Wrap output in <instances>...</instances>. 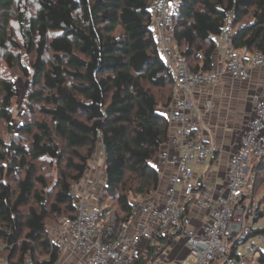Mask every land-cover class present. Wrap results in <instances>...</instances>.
<instances>
[{
	"label": "trees",
	"instance_id": "trees-1",
	"mask_svg": "<svg viewBox=\"0 0 264 264\" xmlns=\"http://www.w3.org/2000/svg\"><path fill=\"white\" fill-rule=\"evenodd\" d=\"M152 3L0 0V63L9 73L0 75V257L9 249V264L59 262L50 227L76 214L73 191L98 139L107 176L100 203L117 215L114 236L131 219L133 200L160 190L155 161L169 138L164 109L176 77L153 36ZM174 24L195 72L214 69L228 30L238 50L264 53V0H178ZM18 75L30 86L13 135ZM248 185L264 202V155L251 162ZM175 236L158 237L161 247L141 264H153Z\"/></svg>",
	"mask_w": 264,
	"mask_h": 264
},
{
	"label": "built area",
	"instance_id": "built-area-1",
	"mask_svg": "<svg viewBox=\"0 0 264 264\" xmlns=\"http://www.w3.org/2000/svg\"><path fill=\"white\" fill-rule=\"evenodd\" d=\"M175 8L172 0H153L150 7L154 39L176 77L175 98L166 112L171 126L167 142L175 148L174 154L163 156V163L170 167L167 184L147 197L134 199L131 219L114 236L117 215L100 203L107 176L97 190H91L89 174L97 154L105 158V147L98 139L87 176L73 191L76 214L50 227L61 255L68 251L79 258L76 264H141L161 247L158 237L172 233L176 236L168 247L182 242L186 251L180 248L183 251L176 252L172 262L159 263L189 264L186 261L192 256L191 264H253L252 257L264 252V222L260 221L264 202L248 185L251 162L264 155V76L259 81L261 91L255 98L253 115L241 129L240 139L235 138L237 145L220 149L228 161L226 169L218 173L222 181L215 185L198 181L195 169V165H207L210 154L218 148L199 131L200 114L194 97L201 86L214 84L215 77L247 80L253 68L264 71V53L238 50L231 40L233 31L228 30L218 45L228 49L222 68L192 71L174 39ZM206 105L210 108L212 101ZM165 257L161 254L157 260ZM23 264L34 262L27 258Z\"/></svg>",
	"mask_w": 264,
	"mask_h": 264
},
{
	"label": "crops",
	"instance_id": "crops-1",
	"mask_svg": "<svg viewBox=\"0 0 264 264\" xmlns=\"http://www.w3.org/2000/svg\"><path fill=\"white\" fill-rule=\"evenodd\" d=\"M172 1L176 4L178 0ZM220 43H223L222 37L219 39L218 45ZM227 51L228 49L224 44L218 48V53L215 54L214 70L222 68L227 58ZM244 55L243 52L242 56ZM245 63L249 66L251 61L247 58ZM263 76L264 71L259 67L252 69L250 78L247 80H235L230 76L223 75L215 77L214 84L201 86L195 93L194 97L200 114L199 131L208 142L218 148L216 153L210 154L207 165H195L198 181H204L212 185L222 181L220 176L218 177V173L226 169L228 156L220 149H230L237 145L235 144V138L240 139L241 129L253 115L255 98L259 96L261 91L259 81ZM208 100L212 101L210 108L206 105ZM170 109L167 107L164 112H168ZM174 153L175 148L166 142L159 155L160 159L157 158L155 161L156 166L162 173L160 190L165 188L167 175L170 172V167L163 163V156ZM101 158L100 162L99 159L96 160L95 164L99 163L90 174L92 191L97 190L100 183L103 184L104 179H106V162L104 157ZM100 164L103 166H100ZM78 260V257L64 251L57 264H76Z\"/></svg>",
	"mask_w": 264,
	"mask_h": 264
},
{
	"label": "rangeland",
	"instance_id": "rangeland-1",
	"mask_svg": "<svg viewBox=\"0 0 264 264\" xmlns=\"http://www.w3.org/2000/svg\"><path fill=\"white\" fill-rule=\"evenodd\" d=\"M15 26H16V24H15ZM178 48V47H177ZM7 75V74H9L8 73V71L7 70H5V66L2 64V63H0V75ZM15 84H16V89H17V98H16V104H15V117H14V120H13V123H14V127H13V135H14V133L17 131V129H18V126H19V124H20V117H21V112L23 111V109H24V98H25V95L27 94V92H28V89H29V86H30V82H29V80L27 79V78H23V76H21V75H18V76H16L15 77ZM169 88L170 87H167L166 88V95H169V93H170V90H169ZM163 93H164V91H163ZM163 93H161L162 94V96H163ZM12 134H10V135H12ZM102 153V152H101ZM101 157H103V154H97V160L99 159V162L101 161ZM98 162V163H99ZM98 163H96V164H94L93 165V168H96V165L98 164ZM100 166H103L102 164H100ZM91 174V173H90ZM90 174H89V176H90ZM51 222L53 221V219L52 220H50ZM261 224H262V222H264V218H262L261 220ZM54 225V224H53ZM254 238H250V241H252ZM179 244V246L177 247V246H170V247H168L166 250H165V252H163L162 254H163V256L164 255H166V257H165V259H160V260H157V264H160L159 263V261H161V260H165L166 262L168 261V262H172V260H173V258H174V256H175V254H176V252H178V251H183V250H185L186 251V247L184 246V244L182 243V242H180V243H178ZM184 246V247H183ZM2 247L4 248L5 247V245L3 244V243H1L0 242V250H3L2 249ZM180 248H183V250H181ZM179 253V252H178ZM2 254V257H0V264H9L10 262H11V260H15V258H12L11 259V256H10V250L9 249H6V250H4L3 251V253H1ZM260 256H261V253L259 252V253H257L256 255H254L253 257H252V262H253V264H263V263H261L260 262ZM187 263H189V264H191V263H193L194 262V257H192V256H190L188 259H187V261H186ZM164 264V263H163Z\"/></svg>",
	"mask_w": 264,
	"mask_h": 264
}]
</instances>
